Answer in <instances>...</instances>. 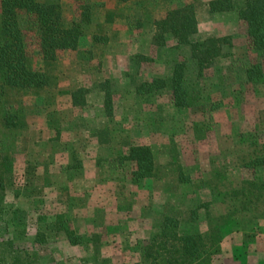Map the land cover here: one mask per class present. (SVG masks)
I'll list each match as a JSON object with an SVG mask.
<instances>
[{
	"label": "rangeland",
	"instance_id": "374dc122",
	"mask_svg": "<svg viewBox=\"0 0 264 264\" xmlns=\"http://www.w3.org/2000/svg\"><path fill=\"white\" fill-rule=\"evenodd\" d=\"M63 1L70 19L72 2ZM94 1L98 8L79 48L59 53L56 87L39 97L6 96L23 101L26 129L7 130L0 106V151L14 157V172L5 180L0 242L17 240L19 247L37 253L38 264H135L141 258L138 242L159 229L166 213L177 212L184 219L189 207L211 202L213 215H226L229 221L222 254L214 264H228V254L240 248L245 234L259 237L248 253L257 252L260 259L255 261L264 264V202L247 211L240 209L242 198L232 194L245 181L264 178V169L242 165L254 149V138L260 150L264 147V86L247 80L254 54L238 13H210V0H174L152 11L153 17H161L169 8L194 3L196 40L229 37L222 54L200 75L188 46L177 47L174 38L158 46L151 25L136 26L140 17L147 21L148 9L141 0L124 5ZM32 55L34 65H40L37 49ZM179 60L186 62L187 83L200 93L203 106L178 111L169 91L136 93L142 81L169 79ZM107 80L112 119L103 106L101 83ZM78 87L88 90L83 107L72 105L71 93ZM220 102L223 106L210 107ZM129 144L151 146L157 178L141 185L132 182L134 165L120 160ZM78 162L81 166L75 167ZM180 170L190 176L189 182ZM218 171L227 179L215 189L210 182ZM59 213H67L76 232L87 239L84 246L72 245L63 233L35 243L38 227L45 228ZM200 226L207 230L205 221Z\"/></svg>",
	"mask_w": 264,
	"mask_h": 264
},
{
	"label": "trees",
	"instance_id": "16d2710c",
	"mask_svg": "<svg viewBox=\"0 0 264 264\" xmlns=\"http://www.w3.org/2000/svg\"><path fill=\"white\" fill-rule=\"evenodd\" d=\"M70 1L73 5V16L70 19L66 17L63 0L0 1V106L4 110L2 124L11 132L24 131L27 121L23 101L16 99V96L14 101L6 96L13 92L18 96L32 94L39 97L42 92L56 87L59 79V53L77 50L82 37L94 20L98 2ZM118 1L124 5L131 0ZM173 1H139L143 8L148 9V14L147 21L140 17L136 20V26L140 28L151 25L155 31L153 41L158 46H165L170 38L176 40L177 47L188 46L201 75L222 54L224 44L229 43V37L211 36L204 40H196L199 20L194 3L169 8L163 16L153 17L154 9L163 4L169 5ZM207 5L210 13L233 11L238 13L250 40L251 52L254 54L248 60L247 80L264 86L262 57L264 56V0H210ZM35 49L41 56V63L36 66L32 59V52ZM141 58L148 57L141 56ZM186 71V62L179 60L174 64L169 79L154 76L149 81H142L136 85V93L140 96H151L169 91L172 107L178 111L203 106L200 93L187 83ZM110 83L107 80L101 83V86L104 92L105 114L112 119L114 104ZM87 94L88 90L85 87L73 90L72 105L85 106ZM221 106H223L221 102L210 105L214 109ZM256 140L253 142V151L245 155L242 165L248 169L260 170L264 169V147L260 150ZM120 160L134 165L132 171L134 184L141 185L158 176L159 166L155 153L147 144H129L128 151L120 156ZM80 164L78 162L75 167L81 166ZM13 172L14 157L0 151V212L4 210L6 176ZM180 177L188 182L191 180L182 170ZM226 179L225 175L218 171L210 186L218 189V182L221 180L225 182ZM232 194L236 198H242L240 209L255 210L259 203L264 202V178L245 181L242 189H233ZM211 204V202H200L189 207L184 219L177 212L166 213L159 229L147 240L138 242L137 250L141 258L135 264H214L215 259L222 254V242L227 236L229 221L226 215L214 216ZM252 205L256 206L252 207ZM202 221L207 223L206 231L201 229ZM23 230L26 232V225ZM55 233H63L72 245L84 246L87 243V239L73 228L67 213L57 214L45 228L38 227L35 243H45L48 235ZM256 239L257 237L252 234H245L240 248L234 250L236 261L247 264L248 247L255 243ZM18 245L15 239L0 242V264H38L37 253Z\"/></svg>",
	"mask_w": 264,
	"mask_h": 264
},
{
	"label": "crops",
	"instance_id": "0c3cea01",
	"mask_svg": "<svg viewBox=\"0 0 264 264\" xmlns=\"http://www.w3.org/2000/svg\"><path fill=\"white\" fill-rule=\"evenodd\" d=\"M257 240H258V244H259V237ZM262 246H264V245H262ZM228 256L231 257L228 264H238V261L235 260L233 253H229ZM257 258H258V260L260 259V255L257 252L256 253L255 252L248 253L247 264H258L257 261H255Z\"/></svg>",
	"mask_w": 264,
	"mask_h": 264
}]
</instances>
